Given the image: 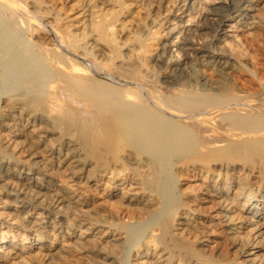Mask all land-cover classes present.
Wrapping results in <instances>:
<instances>
[{
	"label": "bare ground",
	"instance_id": "bare-ground-1",
	"mask_svg": "<svg viewBox=\"0 0 264 264\" xmlns=\"http://www.w3.org/2000/svg\"><path fill=\"white\" fill-rule=\"evenodd\" d=\"M51 1L0 0V256L57 264L64 239L95 264H129L134 247L154 264H264V74L237 85L240 31L264 0L223 24L232 58L200 55L208 38L185 5L203 0H70L72 15ZM111 1L140 17L108 14ZM19 231L27 250L7 242Z\"/></svg>",
	"mask_w": 264,
	"mask_h": 264
},
{
	"label": "rangeland",
	"instance_id": "rangeland-1",
	"mask_svg": "<svg viewBox=\"0 0 264 264\" xmlns=\"http://www.w3.org/2000/svg\"><path fill=\"white\" fill-rule=\"evenodd\" d=\"M51 1V0H50ZM61 1V2H60ZM52 0L51 2L55 5V6H58L59 8H61V10H63V12H67V14L69 15H72L77 9H78V1L75 3V2H71L70 3V0ZM65 1V2H64ZM204 1V2H203ZM203 1H200V2H197L194 6L191 5L189 3V1L187 2V4L185 5V8L188 10V12L193 15L192 17H196L195 18V22L197 24H200V25H203V27L205 28L204 29V32H203V35L201 37H205L207 40H201L200 37L196 36L195 40L198 44V48H199V53L201 55H209V56H215V57H222L223 58H232L231 55L229 54H223L222 53V50H220V42H219V39L220 37L222 36L223 34V24L227 21V20H232L233 19V15L235 14V12L237 11V9L240 7H243L245 4H247L250 0H214L213 2H211L212 0H203ZM210 1V2H208ZM227 2V3H226ZM231 2V4H230ZM61 3V4H60ZM67 3V4H66ZM73 6H71V4H73ZM112 3V1H111ZM226 3V4H225ZM114 5V6H113ZM198 5V6H197ZM200 5V6H199ZM227 5V6H226ZM61 6V7H60ZM67 6V7H66ZM69 6L73 7L70 11V8ZM117 5L114 4V2L112 3L111 7H107L106 10H108V14L110 15H117L119 18L123 19L125 18V21L128 20V18H126V16H129V15H133V16H136V17H140V15L138 14V10L136 7H129V8H125L123 10H119L118 8H116ZM77 8V9H75ZM111 8V9H110ZM134 8V9H133ZM195 8H199L198 10L195 9ZM202 8L204 9V11H202ZM75 9V10H74ZM201 9V10H200ZM209 9V11L211 13H213L212 15H210V13L207 11ZM69 10V11H68ZM236 10V11H235ZM109 11L113 12V13H109ZM195 11V12H194ZM198 11V12H197ZM201 11V12H200ZM105 12V11H104ZM120 12H124L123 14L120 13ZM127 13V14H126ZM174 13H177V12H174ZM199 15H198V14ZM120 14V15H119ZM215 14V15H214ZM3 16H5L4 13H2V11L0 10V17L2 18ZM171 17H174V16H171ZM225 19H224V18ZM193 18V19H194ZM261 18H262V22L261 23H258V24H254L253 26H250V27H247V28H243L242 31H240V34L242 37H246L247 36V39L251 38L253 40H256V42H254V46L253 48L256 50H254L253 48H251V45L252 43L250 42L251 39H249L247 42L245 41L243 43L244 45V49H246L245 51H247V55L245 56L244 60H243V63H242V66H241V73L239 74L240 77L244 78V79H247V80H243L242 79L241 81H238L237 82V85L239 86H247L249 85V83H253L254 81H258L259 77H262L263 74H264V59L263 58H260L259 57V51L260 52H263L264 53V13L261 15ZM3 19V18H2ZM217 21H216V20ZM224 19V20H223ZM197 20V21H196ZM219 20V21H218ZM224 21V22H223ZM194 22V24H196ZM204 22V23H203ZM209 22V23H208ZM220 22V23H219ZM222 22V23H221ZM187 25V23H185ZM221 24V25H220ZM18 25V24H16ZM218 25V26H217ZM19 26V25H18ZM18 29H20V26L17 27ZM164 29V27H161V28H158L156 31H155V34L151 37H149L147 39V41H145L144 45H143V49H142V53L147 56V58L149 59L152 58V57H155L158 52L160 51V48H161V44L162 42H164L167 37L166 35L164 34V32H162V30ZM19 32V31H18ZM83 32V30H79L77 33L80 34V33ZM158 32V33H157ZM23 33L19 32L18 35H20L21 37H24V35H22ZM157 35V36H156ZM155 36V38H154ZM164 36V37H163ZM181 35H179L178 39H181ZM219 38V39H218ZM200 41V42H198ZM203 41V43H202ZM250 42V43H249ZM202 43V44H201ZM249 45H248V44ZM146 44V45H145ZM202 45V46H201ZM249 47V48H248ZM145 48V49H144ZM177 47H174V51ZM248 48V49H247ZM250 49V50H249ZM252 49V50H251ZM177 50V49H176ZM258 50V51H257ZM251 51L253 54H251ZM217 53V54H216ZM213 54V55H212ZM254 54H255V57H254ZM258 54V55H257ZM0 55H1V50H0ZM258 56V57H256ZM258 58V59H257ZM261 60V62H260ZM250 61V63H249ZM150 62V61H149ZM262 65V66H261ZM254 66V67H253ZM256 66V67H255ZM260 66V67H259ZM255 68V69H254ZM259 68V69H258ZM176 72V73H175ZM175 73V74H174ZM178 71H174L172 73V76L174 78H176L177 80L182 79L183 75L179 72L178 74ZM207 74L213 76L212 72H207ZM261 76H260V75ZM209 75V76H210ZM242 75V76H241ZM160 76L158 77L159 78V82H161L162 85H166V83L164 82V78ZM179 77V78H178ZM180 79V80H181ZM253 80V81H252ZM243 82V83H242ZM246 82V83H245ZM242 83V85H241ZM182 184L181 186L182 187V191H186L187 190V186L191 185L192 183L187 181V180H184L182 179ZM199 183H201V178L199 179ZM195 183H193L194 185ZM180 186V187H181ZM184 189V190H183ZM96 192V193H95ZM187 193H190V194H187L186 196H184L185 198L187 197H191L193 198L194 196H198V194L195 195L196 193V190L194 191H191V190H188ZM93 194H95V197L97 202L99 204H101L103 207H106V208H112L113 206L111 205L112 201L110 202L109 199H107L105 197V195L100 192L99 190H95L93 189ZM99 195V196H98ZM179 195V194H178ZM189 195V196H188ZM191 195V196H190ZM193 196V197H192ZM108 202L105 201V200ZM105 201V202H104ZM102 202V203H101ZM2 202H0V209H2L3 207H5L7 204H1ZM104 204V205H103ZM109 205V206H108ZM198 213V211H197ZM37 214H38V211H37ZM198 217V218H197ZM196 217V221L195 223V227L196 228H202V223L201 221H199V216ZM129 220L128 218H125V222L126 223H129L130 225H137V224H140L143 222V220ZM200 223V224H199ZM201 225V226H200ZM198 226V227H197ZM3 232H9V230H5ZM21 233V234H20ZM149 234V235H148ZM154 234H157V232L154 230V231H149L147 233V238L146 240L144 239V241H147L152 235ZM10 238L7 240V242L11 241L12 243H17V244H20L21 242V245L23 243H26V250L32 245V243L34 242V238L33 236H29L28 235V240L24 238H27L26 234L23 235V232L22 231H19V233H17L16 235H14L15 237H11V235L9 234ZM32 237V238H31ZM32 240H31V239ZM19 239V240H18ZM24 240V241H23ZM62 241V242H61ZM60 241V245L59 246H62V247H65L66 249H68L69 251V254H68V257L69 258H65L64 259V262H59L57 264H73V263H69V260L70 262H75L74 264H95L87 255H83L85 253H83L81 250H77L73 244H71L72 242H70V240H61ZM68 242V243H67ZM70 243V244H69ZM62 244V245H61ZM69 244V245H68ZM4 245H7V243H5ZM71 246V247H70ZM150 247H152V244H149ZM141 250L138 251V247H134L130 253V257H129V260H128V263L129 264H154V260H152L151 258H148L147 259L143 256L144 255V248H140ZM143 249V250H142ZM153 249V248H152ZM73 250V251H72ZM25 252L27 251H23L22 254H25ZM81 252V253H80ZM71 253V254H70ZM74 253V254H73ZM26 255V254H25ZM73 258H70V256ZM88 257V258H87ZM4 258V259H3ZM136 259V260H135ZM142 259V260H141ZM148 260V261H146ZM81 261V262H80ZM141 261V262H140ZM143 261V262H142ZM145 261V262H144ZM147 262V263H146ZM149 262V263H148ZM151 262V263H150ZM0 264H20V261L17 260V259H11V258H7V257H3V256H0ZM36 264V263H34ZM37 264H45L44 262H41V261H38Z\"/></svg>",
	"mask_w": 264,
	"mask_h": 264
}]
</instances>
